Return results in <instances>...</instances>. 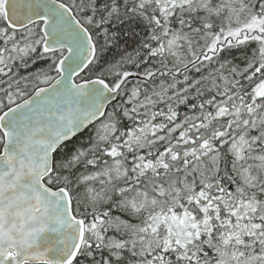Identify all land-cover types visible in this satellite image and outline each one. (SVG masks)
<instances>
[{"label":"snow or ice","instance_id":"obj_1","mask_svg":"<svg viewBox=\"0 0 264 264\" xmlns=\"http://www.w3.org/2000/svg\"><path fill=\"white\" fill-rule=\"evenodd\" d=\"M0 264H264V0H0Z\"/></svg>","mask_w":264,"mask_h":264},{"label":"trees","instance_id":"obj_2","mask_svg":"<svg viewBox=\"0 0 264 264\" xmlns=\"http://www.w3.org/2000/svg\"><path fill=\"white\" fill-rule=\"evenodd\" d=\"M129 51H131V48L128 49ZM106 58H111L112 57V52L106 53Z\"/></svg>","mask_w":264,"mask_h":264}]
</instances>
